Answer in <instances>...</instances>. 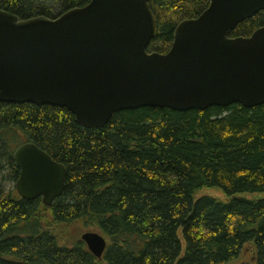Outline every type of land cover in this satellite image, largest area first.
I'll use <instances>...</instances> for the list:
<instances>
[{"label": "trees", "instance_id": "trees-1", "mask_svg": "<svg viewBox=\"0 0 264 264\" xmlns=\"http://www.w3.org/2000/svg\"><path fill=\"white\" fill-rule=\"evenodd\" d=\"M90 2L0 0V9L55 18ZM209 5L150 0L159 32L148 51L167 53L176 26ZM262 26L264 11L230 36ZM27 142L66 166L51 206L16 189L14 152ZM75 224L106 237L103 258ZM0 264H264V104L143 107L88 129L65 108L0 103Z\"/></svg>", "mask_w": 264, "mask_h": 264}, {"label": "water", "instance_id": "water-1", "mask_svg": "<svg viewBox=\"0 0 264 264\" xmlns=\"http://www.w3.org/2000/svg\"><path fill=\"white\" fill-rule=\"evenodd\" d=\"M264 11V0H211L181 21L167 53L149 52L158 36L150 0H91L49 18L20 19L0 9V103L65 108L78 125L99 129L114 114L143 107L176 111L264 104V26L231 37ZM19 195L51 206L66 189V166L32 142L19 146ZM82 240L101 259L108 241Z\"/></svg>", "mask_w": 264, "mask_h": 264}, {"label": "rangeland", "instance_id": "rangeland-1", "mask_svg": "<svg viewBox=\"0 0 264 264\" xmlns=\"http://www.w3.org/2000/svg\"><path fill=\"white\" fill-rule=\"evenodd\" d=\"M8 187H9V185H8ZM205 194L213 195V196H221V192H218V191H216V190H208V189H206V190H203V191L200 193V195H205ZM77 228L80 229L81 234L85 233L86 231H89V230L81 229V228L79 227V224H78V225L75 224L74 226H71V228H68V229H70V230H71V229L74 230V229H77Z\"/></svg>", "mask_w": 264, "mask_h": 264}, {"label": "flooded vegetation", "instance_id": "flooded-vegetation-1", "mask_svg": "<svg viewBox=\"0 0 264 264\" xmlns=\"http://www.w3.org/2000/svg\"><path fill=\"white\" fill-rule=\"evenodd\" d=\"M210 2H211V0H210Z\"/></svg>", "mask_w": 264, "mask_h": 264}]
</instances>
